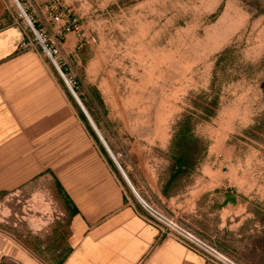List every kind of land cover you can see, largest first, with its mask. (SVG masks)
<instances>
[{"label":"rangeland","instance_id":"374dc122","mask_svg":"<svg viewBox=\"0 0 264 264\" xmlns=\"http://www.w3.org/2000/svg\"><path fill=\"white\" fill-rule=\"evenodd\" d=\"M7 5L29 45L21 52L36 54L56 74L81 115L72 87L120 165L132 164L135 186L158 172L169 175L184 153L187 169L177 187L200 178L231 182L241 200L234 210L249 213L243 222L256 245L243 250L244 260L232 255L264 264V0ZM34 190L0 202L1 226L40 232L61 224L62 206L49 188Z\"/></svg>","mask_w":264,"mask_h":264},{"label":"crops","instance_id":"0c3cea01","mask_svg":"<svg viewBox=\"0 0 264 264\" xmlns=\"http://www.w3.org/2000/svg\"><path fill=\"white\" fill-rule=\"evenodd\" d=\"M24 40L0 0V202L45 186L62 206V222L40 232L0 225V264H213L150 223L140 189L240 259L256 248L243 222L249 213L234 210L241 200L228 180L200 178L178 188L173 173L162 171L138 189L132 164H116L84 104L91 122L73 113L56 74L21 52Z\"/></svg>","mask_w":264,"mask_h":264},{"label":"built area","instance_id":"2783aa9c","mask_svg":"<svg viewBox=\"0 0 264 264\" xmlns=\"http://www.w3.org/2000/svg\"><path fill=\"white\" fill-rule=\"evenodd\" d=\"M38 37L45 47L42 38L39 35ZM28 46L27 42L24 41L20 44V50H23ZM45 49L47 48L45 47ZM114 160L121 168L117 159L114 158ZM138 199L150 223L157 226L167 236L177 239L190 249L201 254L209 262L213 264H244L237 257L222 249L214 241L204 236L182 219L176 217L163 206L148 201L141 196H139Z\"/></svg>","mask_w":264,"mask_h":264},{"label":"trees","instance_id":"16d2710c","mask_svg":"<svg viewBox=\"0 0 264 264\" xmlns=\"http://www.w3.org/2000/svg\"><path fill=\"white\" fill-rule=\"evenodd\" d=\"M211 104L216 105V99H214V101H212ZM204 109H205L204 111H206V113H210L212 115L214 114V111L212 112L208 108H204ZM179 124H181V123H179ZM180 136L183 138L186 135L182 132ZM186 161H187L186 155L184 153L178 154V156L176 157V160L174 161L173 170L171 173H173L172 182L176 186H177V180L179 179L180 174L187 169V162Z\"/></svg>","mask_w":264,"mask_h":264},{"label":"water","instance_id":"95a60500","mask_svg":"<svg viewBox=\"0 0 264 264\" xmlns=\"http://www.w3.org/2000/svg\"><path fill=\"white\" fill-rule=\"evenodd\" d=\"M56 67H57L59 73L61 74V76L63 77V79L65 80V82L68 84V82H67V80H66V78H65V76H64V73L62 72L61 68L58 67L57 65H56ZM68 85H69V84H68ZM69 88H70V90H71L73 96L75 97L76 101L78 102V104H79L80 107L82 108L83 112H84L85 115L88 117L89 121L91 122L90 117H89V115L87 114V112L85 111L84 107L82 106V103H81L80 100L78 99V96L76 95V93L74 92V90L72 89V87H71L70 85H69ZM96 131H97V129H96ZM97 133L99 134L98 131H97ZM99 135H100L101 140L103 141V140H104L103 137L101 136V134H99ZM104 143H105V142H104Z\"/></svg>","mask_w":264,"mask_h":264},{"label":"bare ground","instance_id":"6f19581e","mask_svg":"<svg viewBox=\"0 0 264 264\" xmlns=\"http://www.w3.org/2000/svg\"><path fill=\"white\" fill-rule=\"evenodd\" d=\"M28 22L30 23L29 19H27ZM40 36V35H39ZM41 37V36H40ZM49 55H51V53L49 51H47ZM52 56V55H51ZM65 76V75H64ZM79 99V98H78ZM81 102V101H80ZM83 106V105H82Z\"/></svg>","mask_w":264,"mask_h":264}]
</instances>
